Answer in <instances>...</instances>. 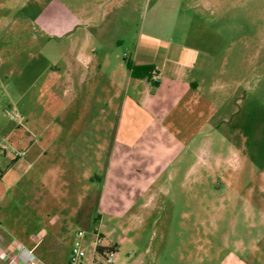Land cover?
<instances>
[{"label":"rangeland","instance_id":"374dc122","mask_svg":"<svg viewBox=\"0 0 264 264\" xmlns=\"http://www.w3.org/2000/svg\"><path fill=\"white\" fill-rule=\"evenodd\" d=\"M160 1L132 0V42L145 30L213 60L199 113L193 120L188 113L171 114L162 189H150L129 208L122 220L127 240L113 255L123 258L112 264H193V253H224L226 236L245 232L247 204L264 202V0H170L154 9ZM32 13V0L0 1V173L7 170L5 160L10 168L18 165L8 178L14 187L6 195L8 189H0V239L37 251L56 245L51 262L64 264L83 227L62 218L45 225L35 209L38 191L15 189L32 173L25 174V157L16 153L48 134L45 84L57 58L48 43H33ZM19 27L23 31L16 32ZM75 116L67 114L71 121ZM104 225L115 228L107 219ZM92 256L87 245L84 264H106L101 255L90 262Z\"/></svg>","mask_w":264,"mask_h":264},{"label":"crops","instance_id":"0c3cea01","mask_svg":"<svg viewBox=\"0 0 264 264\" xmlns=\"http://www.w3.org/2000/svg\"><path fill=\"white\" fill-rule=\"evenodd\" d=\"M164 1L170 0H161L154 9ZM32 5V41L39 48L42 41L48 43L57 58L45 84L51 102L48 134L30 139L16 153L25 157V174L32 173L30 179L24 177V187L15 189L38 191L35 209L45 225L56 226L57 218L63 224L77 222L87 232V245L96 229L104 246H113L119 254L127 240L122 221L127 211L138 196L162 189L170 158L171 114L188 113L193 120L199 113L202 83L213 57L167 44L145 30L132 42V0H32ZM127 60L154 67L158 86L132 76ZM20 92L25 95L26 90ZM73 112L77 116L71 121L67 114ZM3 164L7 170L0 173V189H8L2 192L6 195L15 184L9 173L18 165L10 168L7 160ZM115 196L124 204H117ZM245 208V232L227 235L224 253H193V264L206 259L209 264H264V202ZM106 219L114 230L104 225ZM20 248L1 237L0 264ZM29 251L45 264H54L51 259L58 257L56 245ZM178 254L182 259L184 253Z\"/></svg>","mask_w":264,"mask_h":264},{"label":"built area","instance_id":"2783aa9c","mask_svg":"<svg viewBox=\"0 0 264 264\" xmlns=\"http://www.w3.org/2000/svg\"><path fill=\"white\" fill-rule=\"evenodd\" d=\"M154 75L156 72L153 71ZM18 117H16L17 119ZM24 155V153H22ZM86 231L80 229L76 232L75 238L76 242L72 245L70 249V255L67 264H84L86 256H87V244H85ZM93 241L89 244V246L93 250L92 262L96 261V255H101L104 258L106 264H112L114 261L113 255L114 250L113 246H104L103 237L97 232L96 229L92 230ZM107 247L104 253H99V248ZM6 264H45L39 258L32 254L26 248H20L13 257Z\"/></svg>","mask_w":264,"mask_h":264},{"label":"trees","instance_id":"16d2710c","mask_svg":"<svg viewBox=\"0 0 264 264\" xmlns=\"http://www.w3.org/2000/svg\"><path fill=\"white\" fill-rule=\"evenodd\" d=\"M127 68L130 71L132 76H134L136 78L146 79V80L152 82V84L154 86H158V84H159L158 80L154 79L155 75H154L153 71H155L156 75H157V71L155 70L154 67H151V66H144V67L135 66L129 60H127ZM96 221H97V219L94 220L95 223H96ZM106 249H108V248L107 247L99 248L98 252L104 253V251ZM113 250H114V252H116L114 247H113Z\"/></svg>","mask_w":264,"mask_h":264}]
</instances>
